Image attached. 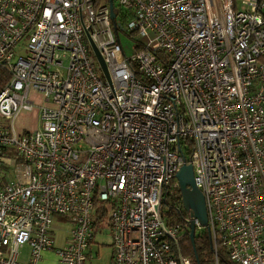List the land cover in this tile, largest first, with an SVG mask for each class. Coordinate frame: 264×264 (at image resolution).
I'll return each mask as SVG.
<instances>
[{
	"label": "built area",
	"instance_id": "1",
	"mask_svg": "<svg viewBox=\"0 0 264 264\" xmlns=\"http://www.w3.org/2000/svg\"><path fill=\"white\" fill-rule=\"evenodd\" d=\"M240 3L115 0L111 20L107 1L0 0V264H87L104 219L111 264H194L182 241L206 228L183 208L188 163L213 264H264V0ZM30 90L46 104L17 134Z\"/></svg>",
	"mask_w": 264,
	"mask_h": 264
},
{
	"label": "rangeland",
	"instance_id": "2",
	"mask_svg": "<svg viewBox=\"0 0 264 264\" xmlns=\"http://www.w3.org/2000/svg\"><path fill=\"white\" fill-rule=\"evenodd\" d=\"M234 5L239 0H233ZM115 4V0H113ZM236 6V5H235ZM237 8L245 9L244 5L237 3ZM264 11V9H263ZM119 39L121 45L124 49L125 54L129 55L131 53V41L122 33H119ZM26 41L22 38L17 44L13 47V60L18 56H24L26 53L25 50ZM63 62L66 63V59H63ZM27 98L32 101L31 109L24 108L22 109L17 117L14 120V128L17 134H23L27 131H32L39 127L40 119V106L45 105L43 97L41 94L30 90L28 92ZM4 125L9 128L8 120L4 121ZM52 223V234L54 238V246L62 247L68 242V231L70 229L69 224L66 223L63 217L56 215L53 218ZM108 225L106 220L104 219L101 223H98L95 226L96 234L93 239V243L90 246L93 257L90 258L87 264H111L113 248L111 245V235L108 229ZM200 233V230L196 232ZM28 246L25 245L20 249V259L26 260L28 253ZM39 264H57V257L52 252L44 253L43 259L39 262Z\"/></svg>",
	"mask_w": 264,
	"mask_h": 264
},
{
	"label": "water",
	"instance_id": "3",
	"mask_svg": "<svg viewBox=\"0 0 264 264\" xmlns=\"http://www.w3.org/2000/svg\"><path fill=\"white\" fill-rule=\"evenodd\" d=\"M107 3L109 8V17L112 20L114 17L113 0H107ZM88 41L104 76L107 78L106 69L101 57L99 56L94 44L89 39ZM175 177L179 183L183 208L192 219L197 218L200 225L204 226L206 230L209 231L207 226L208 223L204 197L194 182L192 165L188 163L180 166L175 173ZM189 227V238L193 243L195 237V226L193 220L191 221Z\"/></svg>",
	"mask_w": 264,
	"mask_h": 264
},
{
	"label": "trees",
	"instance_id": "4",
	"mask_svg": "<svg viewBox=\"0 0 264 264\" xmlns=\"http://www.w3.org/2000/svg\"><path fill=\"white\" fill-rule=\"evenodd\" d=\"M107 1V0H101ZM260 61L264 64V54L260 57ZM5 72L0 69V88L6 80ZM182 253L190 256L194 264H213L214 257L210 247L209 233L206 229L195 233L194 241L191 242L189 236L182 241ZM219 264H235L231 262L224 253H219Z\"/></svg>",
	"mask_w": 264,
	"mask_h": 264
},
{
	"label": "crops",
	"instance_id": "5",
	"mask_svg": "<svg viewBox=\"0 0 264 264\" xmlns=\"http://www.w3.org/2000/svg\"><path fill=\"white\" fill-rule=\"evenodd\" d=\"M237 3L241 4V3H240V0H239V2H236V4H235L236 6H237ZM236 6H235V7H236ZM236 8H237V7H236ZM43 256H44V255H43ZM42 259H43V258H42Z\"/></svg>",
	"mask_w": 264,
	"mask_h": 264
}]
</instances>
